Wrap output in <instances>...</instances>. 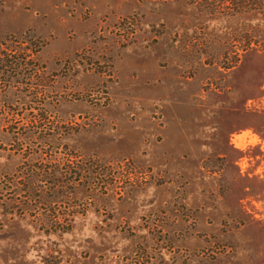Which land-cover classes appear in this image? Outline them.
Returning <instances> with one entry per match:
<instances>
[{
    "label": "rangeland",
    "instance_id": "rangeland-1",
    "mask_svg": "<svg viewBox=\"0 0 264 264\" xmlns=\"http://www.w3.org/2000/svg\"><path fill=\"white\" fill-rule=\"evenodd\" d=\"M0 264H264V0H0Z\"/></svg>",
    "mask_w": 264,
    "mask_h": 264
},
{
    "label": "built area",
    "instance_id": "built-area-1",
    "mask_svg": "<svg viewBox=\"0 0 264 264\" xmlns=\"http://www.w3.org/2000/svg\"><path fill=\"white\" fill-rule=\"evenodd\" d=\"M236 142V141H235Z\"/></svg>",
    "mask_w": 264,
    "mask_h": 264
}]
</instances>
